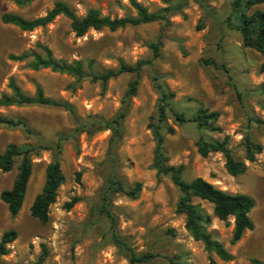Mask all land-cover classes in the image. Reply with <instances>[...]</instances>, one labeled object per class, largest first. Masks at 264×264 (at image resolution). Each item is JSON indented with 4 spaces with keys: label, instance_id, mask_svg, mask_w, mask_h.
<instances>
[{
    "label": "rangeland",
    "instance_id": "rangeland-1",
    "mask_svg": "<svg viewBox=\"0 0 264 264\" xmlns=\"http://www.w3.org/2000/svg\"><path fill=\"white\" fill-rule=\"evenodd\" d=\"M0 0L3 13L25 19L43 16L56 1L67 3L77 16L97 8L110 18L135 16L130 0ZM149 12H160L179 5L160 21L126 26L115 31L89 30L83 36L71 31L69 20L60 15L44 27L23 31L0 20V96L10 93L14 79L22 92L33 96L37 86L44 95L59 103L54 106L32 104L1 106L0 116L22 119V127L0 126V152L8 144L34 148L30 153L32 174L23 205L11 216L0 200V236L5 230L17 231L0 264H128L126 252L111 236L110 219L102 210L101 194L107 177L116 174L126 185L140 182L136 199L113 195L107 208L115 218L116 232L137 254L155 257L142 264H252L264 262V71L263 57L244 47L231 0H136ZM264 8V5H260ZM160 42L154 57L149 43ZM48 47L56 59L80 61L85 74L115 69L120 61L142 67L136 94L126 97L135 76L124 73L105 85L76 77L29 67L33 55L43 56ZM28 53L26 60L12 56ZM173 94L170 107L190 117L198 108L216 111L218 131H207L194 122L177 124L168 112L166 126L174 129L165 136L163 149L170 165H182V178L200 177L228 193H243L254 200L249 213L253 229L231 243L233 217L222 221L214 217L212 205L193 198L210 216L208 231L232 255L223 261L204 249L185 228V216L176 211L178 188L167 176L157 178L152 168L154 139L149 125L156 123L160 90ZM115 132L107 122L119 118ZM228 138L235 159L244 161L243 174L232 176L225 169L220 153L201 157L196 142ZM249 137L262 146L253 162L244 158L243 140ZM59 140V161L64 182L56 201L49 207L46 223L31 217L29 207L41 191L45 168L55 157ZM19 160L12 170L0 171V192L11 187ZM79 173V177L77 174ZM77 200L71 207L67 204Z\"/></svg>",
    "mask_w": 264,
    "mask_h": 264
},
{
    "label": "trees",
    "instance_id": "trees-1",
    "mask_svg": "<svg viewBox=\"0 0 264 264\" xmlns=\"http://www.w3.org/2000/svg\"><path fill=\"white\" fill-rule=\"evenodd\" d=\"M168 3V0H163ZM202 4L201 0H194ZM17 2H21L17 0ZM132 8L135 10V16H125L121 18H110L109 16L101 15L97 8H89L83 16H77L72 8L63 1H56L52 7L43 15L32 19H25L18 14L3 13L0 20L4 24H10L18 27L23 31H31L36 27H44L51 23L57 16H64L69 20L70 29L78 37L83 36L87 31L101 30L106 28L110 31H115L126 26H137L144 23L160 21L168 24V15L173 11L179 10V5L169 4L163 7L160 12H149L145 6L138 3L136 0H130ZM264 0H231V10L236 15V23L227 24L231 28L238 30L241 36V43L244 47L251 48L260 53L263 61L260 65V70L264 71ZM160 42L149 43L153 50L154 57L159 54ZM43 56L33 55V60L30 61L29 67L34 70L40 68H49L52 71L66 73L76 77L77 79L88 78L91 82H100L105 85L110 79L117 76L130 73L135 78L129 82L125 96L132 97L136 94L139 84V76L142 67L150 61H138L133 65L126 64L120 61L115 69H107L102 72L84 73L83 65L80 61H72L70 63L56 59L51 50L46 47H41ZM30 55L23 53L19 56H12L15 60H26ZM10 93H3L0 96L1 106H27L32 104L54 106L58 105L56 101L44 95L40 86L36 87L35 94L28 96L22 92L14 79H10L8 83ZM160 90L159 104L157 107L156 123H151L149 128L154 139L152 168L155 170L157 178L167 176L171 182L178 188L180 196L176 203V211L185 216V228L190 236L195 241H200L204 249L209 253H214L223 261L232 259V255L224 248L217 240L212 238L208 231L210 216L203 211L200 205L193 202V198L207 201L212 205V213L214 217L225 221L229 217H233L234 228L230 242L233 244L241 239L244 232L253 229V222L249 217V213L254 206V200L247 194L243 193H228L215 187L208 181L197 177L191 181H186L182 178L183 166L168 164V158L163 149L165 136L173 134L174 129L166 126L168 112H170L173 120L177 124L185 122H194L197 127L207 131H218L219 128L215 123L219 117L216 111L208 112L206 109L198 108L190 117H186L183 113L173 110L169 101L173 97L172 93L165 90ZM119 118L112 119L107 122L115 132L118 131ZM0 126L8 128L22 127L25 131L26 123L22 119H11L0 116ZM244 158L248 162L255 160V155L260 153L262 146L259 143L252 141L249 137L243 140ZM197 152L201 157H206L210 153L222 154L225 161V169L232 176L243 174L247 168L244 161L234 158L228 144V138L224 137L221 140H206L200 137L196 142ZM44 149H53L55 157L48 163L45 168V179L41 191L35 196L32 201L29 212L31 217L46 223L49 219V207L56 201L57 190L64 182V174L61 170L59 153V140L54 146H41ZM34 148L19 147L15 144H8L5 149L0 152V171L3 173L12 170L16 160H19L16 177L10 188L0 192V200L6 205V208L11 216H15L20 211L29 179L32 174V161L30 153ZM79 177V173L77 174ZM141 183L135 182L132 186H128L115 173L109 175L104 183V188L101 194L102 210L110 219L111 236L114 244L126 252L128 264H142L150 262L155 255L152 253L137 254L131 247L121 239L116 232L115 218L107 208L113 195L120 193L130 199H136L141 191ZM73 198L67 204L71 207L76 201ZM17 238V231L14 229L5 230L0 236V257L8 253V245ZM252 264H264L256 259H251ZM181 264V263H180ZM185 264V263H182Z\"/></svg>",
    "mask_w": 264,
    "mask_h": 264
}]
</instances>
